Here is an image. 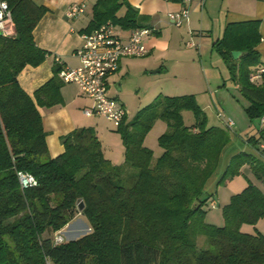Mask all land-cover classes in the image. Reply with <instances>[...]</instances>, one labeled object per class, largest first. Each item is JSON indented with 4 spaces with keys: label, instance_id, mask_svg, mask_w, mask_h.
Instances as JSON below:
<instances>
[{
    "label": "trees",
    "instance_id": "1",
    "mask_svg": "<svg viewBox=\"0 0 264 264\" xmlns=\"http://www.w3.org/2000/svg\"><path fill=\"white\" fill-rule=\"evenodd\" d=\"M0 1L9 6L14 30L0 36V264H264V235L240 232L242 224L256 225L264 217V160L258 151L264 129L246 139L254 153L233 155L217 180L219 186L245 165L252 178L223 206L222 227L205 222L212 198L205 187L232 131L208 127L193 95H158L130 121L124 116L115 129L124 147L121 165L104 157L92 128L63 136V153L49 158L38 108L62 104L61 68L53 67L52 78L32 98L17 80L24 67L46 59L33 31L47 9L32 0ZM141 18L125 0H97L84 33L107 22L125 31L150 29ZM259 26L260 20L229 24L211 47L250 122L264 117V73L250 81L261 68ZM236 51L242 56L234 60ZM183 112L193 114V125L184 124ZM158 120L166 131L158 137L163 152L154 159L144 140ZM18 172L33 176L37 185L20 187ZM81 218L89 233L55 245V234Z\"/></svg>",
    "mask_w": 264,
    "mask_h": 264
},
{
    "label": "crops",
    "instance_id": "2",
    "mask_svg": "<svg viewBox=\"0 0 264 264\" xmlns=\"http://www.w3.org/2000/svg\"><path fill=\"white\" fill-rule=\"evenodd\" d=\"M181 1L125 0L142 17L139 22L151 30L142 42L147 50L146 56L134 59L140 60L136 65L143 68L141 69L143 74H148L150 69L149 75L157 76L155 81L158 79L165 81L167 86H160L159 90L167 93L161 95L170 97L193 95L197 103L201 99L202 105H198L202 111L211 105L216 109L219 106L232 104L235 107V114L242 118L240 120L243 128H246L245 135L231 133V141L222 153L217 171L205 187L206 193L212 195L209 202L214 206V192H216L214 186L229 159L240 152L254 153L247 146L246 139L252 136L258 137L259 130L255 133L251 131L252 126L243 111L245 102L230 82L225 64L211 47L222 37L229 24L260 20L261 43L257 49L261 58L260 67L264 68V0H189L187 5H183ZM32 2L47 9L33 31L36 46L47 55L42 64L37 67H24L17 76L19 86L31 98L35 90L52 78L56 57L60 58L65 67L79 66V59L74 52L82 45L84 30L90 22L92 8L97 0H32ZM71 4H82L84 13L73 19L67 18L65 12ZM184 7L189 11L188 19L182 26L175 27L170 22L168 14L178 12ZM124 13L125 7L121 8L117 15L123 16ZM120 32H123L121 36L126 39L131 31L120 29ZM127 59L133 58H122L117 71L125 74L130 72L135 63ZM108 89L110 96L111 89L119 91L120 86L113 82L109 84ZM59 92L62 96L61 105L38 108L46 134L45 146L48 157L56 158L61 155L64 151L61 138L79 128L94 129L103 148L106 134L100 127V119L104 117L84 114L86 109L93 106L92 100L83 95L75 84H63ZM174 93L176 95H172ZM156 97L141 105L140 109L149 105ZM232 122L235 127L234 120ZM112 132H116L115 129ZM102 152L105 158H112V155H108L103 149ZM243 169L247 171L245 176L247 181H252L248 167L246 165L242 167L241 173ZM229 199L227 198V203Z\"/></svg>",
    "mask_w": 264,
    "mask_h": 264
},
{
    "label": "built area",
    "instance_id": "3",
    "mask_svg": "<svg viewBox=\"0 0 264 264\" xmlns=\"http://www.w3.org/2000/svg\"><path fill=\"white\" fill-rule=\"evenodd\" d=\"M169 1V0H165ZM189 0H182L187 5ZM82 4H71L66 9L65 15L69 19L76 18L84 13ZM189 11L186 7L178 12L168 14V18L175 27H180L188 19ZM151 33L150 29H136L130 32L125 39L120 29L106 23L90 34H84L82 45L74 52L79 59V66L68 68L63 66L60 58H55V64L61 68L59 78L63 84H75L87 98L91 99L93 106L84 111L86 116H102L111 121L116 127L122 122L125 112L108 94V78L118 70L119 61L122 58H142L147 50L142 42L143 38ZM12 17L9 6L5 1H0V36H12ZM264 68L257 69L250 76V81L259 79ZM261 128L264 129V117L261 118ZM227 126L232 128L233 122L228 120ZM260 157L264 160V142L258 145ZM20 187L29 188L37 185L36 180L28 173L18 172ZM64 236L57 232L54 236V244L64 242Z\"/></svg>",
    "mask_w": 264,
    "mask_h": 264
},
{
    "label": "rangeland",
    "instance_id": "4",
    "mask_svg": "<svg viewBox=\"0 0 264 264\" xmlns=\"http://www.w3.org/2000/svg\"><path fill=\"white\" fill-rule=\"evenodd\" d=\"M123 33V32H122ZM127 61L134 62L135 64L131 67L128 74L121 73L117 71L111 76H109L108 81L110 83H115L120 86V90L111 89V97L116 100L117 104L124 109L127 120L130 121L136 113L139 111L141 105L146 103L149 100H152L157 95L166 94L167 92L161 91L160 86H167L163 79H158L156 75L143 74L141 72V66L139 64V59H127ZM112 88V87H111ZM231 89V87H230ZM109 90V89H108ZM233 92L232 90H230ZM160 93V94H159ZM234 93V92H233ZM110 94V91H109ZM176 95V93L172 94ZM232 97V95H231ZM234 100V99H233ZM199 105H202L201 99L199 100ZM235 102V101H233ZM91 103V101H90ZM236 103V102H235ZM234 103V104H235ZM237 104V103H236ZM235 104V105H236ZM239 105V104H237ZM236 105V106H237ZM207 118L208 127H223L226 128V123L229 118L231 121L234 120L235 127L231 128L233 133H240L242 136L245 135L246 128H243L242 118L239 115L235 114L234 105L219 106L215 109L211 105L208 109H203ZM183 120L186 126H191L194 124L193 114L190 112H184ZM241 118V120H240ZM100 127L102 131L106 134V137L103 139V151L107 152L108 155H112V158H106L112 165L118 166L121 165L124 161V147L121 141V137L118 133L112 132L116 129V126L104 118L100 119ZM252 126V132L255 133L257 130H261L260 120L248 122ZM166 125L164 122L158 120L156 121L151 130L148 132L144 146L153 151L154 159L160 157L163 150L158 145V137L166 131ZM241 174H237L233 177L224 178L225 180L219 185L214 186L216 192H214V203L211 205L208 202V205L205 207V222L214 225L217 227H222L224 225V219L222 216V208L225 203H227V198L229 199L230 195L237 194L241 192L247 185V179L245 178L247 171L246 169L242 170ZM245 185V186H244ZM240 232L250 234V235H264V217H262L256 225L251 224H242L240 226ZM65 240H73L80 238L81 236L89 233L88 223L84 218L75 219L70 222L64 229L61 231ZM49 264H56L49 262Z\"/></svg>",
    "mask_w": 264,
    "mask_h": 264
},
{
    "label": "water",
    "instance_id": "5",
    "mask_svg": "<svg viewBox=\"0 0 264 264\" xmlns=\"http://www.w3.org/2000/svg\"><path fill=\"white\" fill-rule=\"evenodd\" d=\"M231 55H232V58H233L234 60H237V59L241 58L242 53H240L239 51H236V52H232ZM82 207H83V203L80 202L79 210H81Z\"/></svg>",
    "mask_w": 264,
    "mask_h": 264
}]
</instances>
